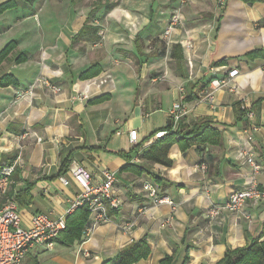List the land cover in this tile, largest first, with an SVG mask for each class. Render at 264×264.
Wrapping results in <instances>:
<instances>
[{
    "label": "crops",
    "instance_id": "obj_1",
    "mask_svg": "<svg viewBox=\"0 0 264 264\" xmlns=\"http://www.w3.org/2000/svg\"><path fill=\"white\" fill-rule=\"evenodd\" d=\"M155 1L140 11L100 9L92 25L87 15L72 22L66 11L55 13L51 0L22 1L31 10L18 11L14 22L0 15V50L15 41L0 62V165L17 162L11 195L29 192L18 206L23 223L35 212L64 215L82 192L73 165L83 166L95 183L102 171H113L122 200L118 210L108 211V223L83 244L64 246L70 251L53 255L52 264H101L139 240L149 252L131 264H160L166 255L173 264H216L227 248L264 240V200H248L240 212L224 208L228 195L247 187L252 176L264 191V0H225L223 6L188 0L186 10L177 1L173 6L186 23L162 40L165 47L159 35L167 11L154 8ZM232 68L237 75L228 88L213 89L212 106L199 94L185 98L190 90L211 88ZM42 78L60 91L36 82ZM179 87L188 110L181 123L208 119L219 137L187 147L172 141L159 160L147 158L165 128H176L169 110ZM129 131L136 132L133 142ZM241 149L260 164L258 173L252 174ZM60 175L68 185L57 181ZM144 182L172 204L153 202ZM211 206L219 207L213 218ZM82 249L88 257L78 253ZM44 252L51 251L32 250L23 264H45Z\"/></svg>",
    "mask_w": 264,
    "mask_h": 264
},
{
    "label": "built area",
    "instance_id": "obj_2",
    "mask_svg": "<svg viewBox=\"0 0 264 264\" xmlns=\"http://www.w3.org/2000/svg\"><path fill=\"white\" fill-rule=\"evenodd\" d=\"M178 1L182 4L188 0ZM216 1L219 6H223L225 2V0ZM184 23L185 17L180 9H172L167 15L163 36L167 37L174 28ZM237 73L238 70L232 68L226 72L227 77L214 79L211 88L202 87L200 91L196 90L200 100L212 106L214 103L213 89L228 88L231 78ZM36 82L43 84L52 92L57 93L60 91L58 86L51 84L45 78ZM178 92V98L169 110V116L174 123V127L178 126V123L188 112L182 101L185 89L179 87ZM128 134L130 141H135L136 132L129 131ZM250 138L248 136V139ZM239 155L250 165L252 174L260 171V164L253 159L247 149L239 150ZM16 168L17 162L14 161L3 165L0 169V264H23L25 256L34 249L52 250L57 237L66 227V215L85 205L89 211V220L82 231L81 244H83L90 237L94 228L110 221L108 211H116L122 205V200L115 191L116 177L113 171L108 169L102 171L101 180L95 183L92 182L90 173L83 166L73 165L70 167V172L75 182L82 188V192L70 201L64 215L53 216L49 212H35L31 214L27 224H24L16 201L8 195L10 177ZM203 168H205L204 165ZM57 181L63 186L69 183L61 175L57 178ZM142 189L153 202L172 204L168 197L158 195L157 187L154 184L144 182ZM248 200H264V191L258 189L254 176H252V181L247 187L232 191L228 195L224 208L231 212H240ZM207 214L210 218L216 217L219 214V207L211 206L207 210ZM246 217L250 218L248 215ZM78 253L85 257L89 256V253L83 249L78 250Z\"/></svg>",
    "mask_w": 264,
    "mask_h": 264
},
{
    "label": "trees",
    "instance_id": "obj_3",
    "mask_svg": "<svg viewBox=\"0 0 264 264\" xmlns=\"http://www.w3.org/2000/svg\"><path fill=\"white\" fill-rule=\"evenodd\" d=\"M15 5V0H6L0 4V12L7 8L15 7ZM115 6L116 2L110 0H95L93 8L87 14L85 22H87L92 16L95 17L96 12L100 9L104 10L102 12L103 14ZM14 46L15 41L11 40L0 50V62L7 56V54H9ZM22 55L24 56V54L20 53L16 59L19 60ZM9 83L11 82H4V84ZM196 97L197 93L195 94L192 90H190L189 95L185 98L193 99ZM165 130L167 133L161 137V139H157V141L153 143L144 153L147 158L159 160L160 155H164V153H166L168 145L172 141H175L182 147H187L190 144L216 143V139L219 137L217 129H215L211 125V122L205 118L191 121L188 124L181 123L180 121L175 129H173V125L171 123V125L166 127ZM162 141L169 142L166 144H159ZM69 162L70 161H68V163ZM1 167L2 166L0 165V169ZM9 195L13 197L18 206L26 204V201L30 199L28 190H20L19 195L17 194V196L11 195L10 192ZM88 215L89 211L85 205L78 207L71 213H68L65 217L66 227L59 234L56 242L63 246H70L74 241L82 239V231L87 222ZM148 252L149 251L144 240H139L136 243L126 246L120 250L116 256L105 260L101 264H131L146 257ZM173 261L172 255H166L160 261V264H173ZM216 264H264V240H260L259 238H249L244 246L227 248L223 257L219 259Z\"/></svg>",
    "mask_w": 264,
    "mask_h": 264
},
{
    "label": "rangeland",
    "instance_id": "obj_4",
    "mask_svg": "<svg viewBox=\"0 0 264 264\" xmlns=\"http://www.w3.org/2000/svg\"><path fill=\"white\" fill-rule=\"evenodd\" d=\"M4 1H6V0H0V4L3 3ZM22 1H24V0H15V3H16L15 7L7 8V9L1 11L0 15H2L3 18L7 19L8 20L7 22H12V21L14 22V20L18 16L16 14V13H18V11L19 12L21 11L19 14V15H21L22 12L31 10V6H24L22 4ZM94 1L95 0H51V3H50L51 6L50 7H51V9L53 8L55 13H57L59 11H62V12L66 11L65 13L67 14V18L72 22H74L73 19H76L75 15H77L78 20L77 19L76 20L78 22H80L79 19L81 20V18L83 16H86L89 13V11L93 8ZM110 1L116 2L115 8L127 7L130 9L137 10V11H140V9H147V6L150 3V0H110ZM177 1L178 0H158V1H155L153 6H154V8H157L156 4H158V6H159L158 8H160L161 7L160 5H162V8L167 11V15H168V13L172 9L177 8V7L173 6V5L177 4ZM36 3L37 2H34V6ZM182 6H185L184 7L185 10L187 9V3H182ZM73 13H74V15H73ZM94 14H95V12H94ZM165 20L166 19L164 17V21ZM77 21H75V22L77 23ZM32 22H35V21L32 20L31 23ZM53 23L57 24V22H52V24ZM87 23L89 25L95 24V17L92 16L87 21ZM185 23H186V20H185ZM0 26H1V30H2L3 26L1 24H0ZM97 32H98V30H97ZM94 37H95L94 40H96L98 42V41H101V38H103V34H102V32L99 31V33H96V36H94ZM159 37L161 39V40H159V41H161L160 45L165 47L164 42H167V41H166L165 37L163 36V32L160 33ZM162 40L164 42H162ZM161 49H164V48H161ZM50 251L51 252H44L40 256L42 260H45V264H52L51 257L53 255H56V254L61 253V252H69L70 250L67 249V247H64V246L58 244V245H55L54 248Z\"/></svg>",
    "mask_w": 264,
    "mask_h": 264
},
{
    "label": "water",
    "instance_id": "obj_5",
    "mask_svg": "<svg viewBox=\"0 0 264 264\" xmlns=\"http://www.w3.org/2000/svg\"><path fill=\"white\" fill-rule=\"evenodd\" d=\"M170 122H171V119H170V118L167 119V125H168Z\"/></svg>",
    "mask_w": 264,
    "mask_h": 264
}]
</instances>
